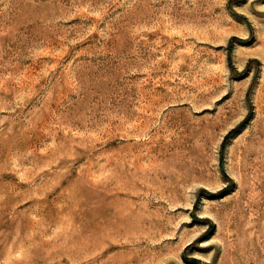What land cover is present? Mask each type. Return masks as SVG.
<instances>
[{"label":"rangeland","instance_id":"obj_1","mask_svg":"<svg viewBox=\"0 0 264 264\" xmlns=\"http://www.w3.org/2000/svg\"><path fill=\"white\" fill-rule=\"evenodd\" d=\"M0 264H264V0H0Z\"/></svg>","mask_w":264,"mask_h":264}]
</instances>
